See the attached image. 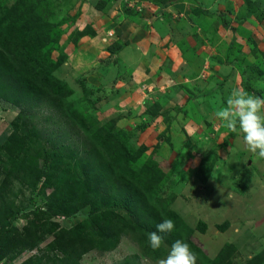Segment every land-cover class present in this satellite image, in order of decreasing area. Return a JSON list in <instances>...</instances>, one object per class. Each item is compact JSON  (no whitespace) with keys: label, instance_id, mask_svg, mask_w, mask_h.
<instances>
[{"label":"rangeland","instance_id":"374dc122","mask_svg":"<svg viewBox=\"0 0 264 264\" xmlns=\"http://www.w3.org/2000/svg\"><path fill=\"white\" fill-rule=\"evenodd\" d=\"M0 39L49 96L0 98V264H158L127 234L80 257L68 244L92 209L60 161L85 154L123 163L129 178L94 183L107 200L134 171L200 258L264 264V158L215 115L245 83L264 97V0H0ZM43 147L61 158L47 177Z\"/></svg>","mask_w":264,"mask_h":264},{"label":"trees","instance_id":"16d2710c","mask_svg":"<svg viewBox=\"0 0 264 264\" xmlns=\"http://www.w3.org/2000/svg\"><path fill=\"white\" fill-rule=\"evenodd\" d=\"M16 62V63H14ZM18 66V67H17ZM37 77H31L30 73L23 67L22 59L16 54L15 43L13 40L0 39V98L4 101L19 105L18 107L31 108L37 103H41L49 98L46 87L41 85ZM245 90L253 93L249 86L245 83ZM48 96V98H47ZM20 113L18 120H26V117H21ZM43 157L37 163V173L46 176L50 170L59 164L61 158L56 153L55 149L41 148ZM105 162L96 160L92 155L86 157V154L76 156L70 159V156L62 157L67 164L68 173L72 184L71 191L77 195L75 199L78 208L90 207L92 209L90 230L88 229L84 235L76 233L70 238L68 244H71L75 250V254L85 255L95 249L108 251L112 249L118 242L120 234H127L134 237L142 257L157 262L167 256L171 245L177 239H182L187 242L196 256L201 257L200 252L196 248H192L189 240L178 232H158L162 236V245L159 249L153 250L148 246V234L157 231V224L162 219L168 218L156 209H152L148 203L142 188L133 183V171L131 179L128 181L129 189L125 199H105L98 190L95 181L100 178L101 181L110 178L109 176H119L129 178L123 171V163L109 154ZM97 156V155H96ZM30 159H33L30 158ZM67 159L69 161H67ZM96 160V162H94ZM122 165V166H121ZM27 171V170H26ZM132 182V183H131ZM72 200V198L70 197ZM152 205V204H151ZM112 211H116L111 213ZM124 211V215L117 217V213ZM108 219H110L108 221ZM101 221L97 223L96 221ZM5 233V230L0 233V238ZM73 250V251H74ZM71 258V257H70ZM197 258V257H196ZM120 264H140L138 257L125 259ZM200 264H215L203 258H200Z\"/></svg>","mask_w":264,"mask_h":264},{"label":"clouds","instance_id":"9594fccd","mask_svg":"<svg viewBox=\"0 0 264 264\" xmlns=\"http://www.w3.org/2000/svg\"><path fill=\"white\" fill-rule=\"evenodd\" d=\"M223 126L242 136L247 150L257 158H264V97L250 94L243 89H233L222 106L215 112ZM157 231L148 234V246L157 250L162 245L158 232H172L174 221L164 218L156 226ZM158 264H196V255L189 244L177 239L167 256Z\"/></svg>","mask_w":264,"mask_h":264}]
</instances>
